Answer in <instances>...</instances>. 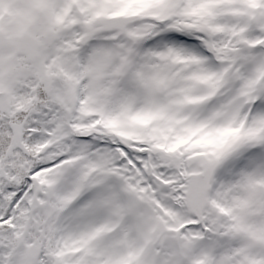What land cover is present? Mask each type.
Wrapping results in <instances>:
<instances>
[{
    "label": "snow or ice",
    "instance_id": "1",
    "mask_svg": "<svg viewBox=\"0 0 264 264\" xmlns=\"http://www.w3.org/2000/svg\"><path fill=\"white\" fill-rule=\"evenodd\" d=\"M0 264H264V0H0Z\"/></svg>",
    "mask_w": 264,
    "mask_h": 264
}]
</instances>
